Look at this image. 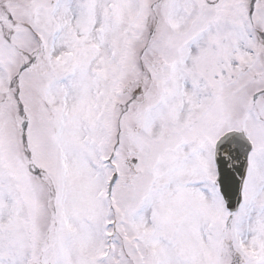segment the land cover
Masks as SVG:
<instances>
[{"label":"snow or ice","instance_id":"snow-or-ice-1","mask_svg":"<svg viewBox=\"0 0 264 264\" xmlns=\"http://www.w3.org/2000/svg\"><path fill=\"white\" fill-rule=\"evenodd\" d=\"M0 264H264V0H0Z\"/></svg>","mask_w":264,"mask_h":264}]
</instances>
